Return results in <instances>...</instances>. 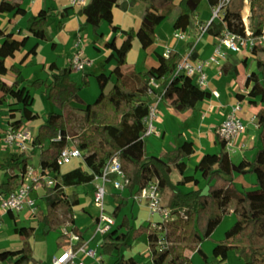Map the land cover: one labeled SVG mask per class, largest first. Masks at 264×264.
<instances>
[{"label":"trees","instance_id":"1","mask_svg":"<svg viewBox=\"0 0 264 264\" xmlns=\"http://www.w3.org/2000/svg\"><path fill=\"white\" fill-rule=\"evenodd\" d=\"M202 0H88L81 5L77 12L84 16L85 22L92 26L97 41H102L100 30L104 21L112 22L113 8L128 9L136 3H142L144 9L141 24L138 28L124 30L122 41L117 44L116 38L104 41L103 45L110 50L106 56L109 61L114 58L115 65L109 73L100 72L96 75L99 93L95 100L87 104L80 95V90L89 85V74L84 73L78 82L72 77V68L60 66L55 61L48 64L49 77L36 78L26 89L24 103L18 107L9 108L10 125L14 129L22 127L27 120L35 116L31 109L33 101L31 88L42 87L47 99L58 110L45 113L42 123L33 133V150L39 151V166L54 173L60 184L58 186L44 185V201L46 211L40 209L36 213L37 224L42 223V233L46 235L52 230L51 225L56 217L57 208L69 198L71 205L69 212L74 213L73 207L78 205L80 198L75 190L65 194L64 187H79L95 180L101 175L107 161L118 156L126 176L129 178L128 195L112 191L116 206L113 213L118 215L123 207L124 213L120 222L103 234L100 253L111 255L116 252L114 264H142L133 255L123 249L127 237L134 230V235L147 232L149 255L152 264H193L191 254L201 243L212 238L217 226L222 222L227 207L233 203L235 219L225 230L224 236L218 242L224 247L220 252L221 259L226 257L227 251L232 249L242 258L240 264H264V46L252 48L256 69L246 74L243 85L249 88L250 104L260 106L255 111L257 126L260 130L261 144L250 159L243 157L233 160L226 148V141L218 136L216 158L212 160L208 154L194 165V172H199L205 180L204 186L184 189L183 186L192 183L197 185L199 178L195 173L183 174L186 168L185 158L194 151V143L184 140L171 150L163 151L160 158L147 154L145 134V118L149 113L154 96H161L170 100L177 110L184 111L194 108L197 102L211 96V91L199 86L194 78L177 72V64L181 54L179 51L169 56L157 54L158 64L146 70L125 67L127 54L132 48L134 39H138L142 49H147L154 43L156 28L162 21L169 22L174 30L185 31L191 23V17L196 15V9ZM210 7H214L219 0H207ZM19 6L18 2H0V11L12 12ZM244 0H229L224 12L218 17L206 22V32L217 36L224 28L245 34V23L242 18ZM68 14V7L59 13L52 8H42L36 14L27 18L26 28L32 35L49 41L51 46L55 42L48 31L47 23L53 16L61 19ZM59 25V22L57 23ZM251 25L254 34L264 31V0H252ZM117 30V26H114ZM0 42V106L4 105L8 96L14 94L18 78L21 76L20 67L12 64L9 67L15 75V80L4 76V61L13 57L26 41L19 40L11 31H6ZM190 47L193 41L188 42ZM29 52L22 55V64ZM195 55V52L194 54ZM220 71L224 74H239L240 67L226 59L221 63ZM152 78H162L154 87ZM23 81V78L21 79ZM110 87L107 89V86ZM152 88L154 96L148 93ZM257 98V99H256ZM75 102L76 107L83 108L84 126L80 135L81 144L87 149L81 163L62 172L57 158L60 151L67 145V141H55L54 137L60 129H66L75 134L72 123V108L69 103ZM8 104V106L12 105ZM30 164V156L23 151L9 152L0 161V176L4 175L5 182L0 181V197L7 195L13 188V183L19 173H23ZM254 174L255 180L250 188L238 189L234 185L235 174ZM153 179L163 181L161 190L169 189L166 202L175 218L167 221L159 220L155 226L147 221L135 227L131 218L134 196ZM108 188H111L110 186ZM10 217L14 214L10 212ZM35 225L17 227L25 239L20 248L13 250L8 256L11 264H42V260L34 256L32 244L29 240L35 231ZM79 235V241L73 245L77 252L85 240L83 233L73 228ZM162 234V242L159 236ZM63 243L60 244L62 246Z\"/></svg>","mask_w":264,"mask_h":264},{"label":"crops","instance_id":"2","mask_svg":"<svg viewBox=\"0 0 264 264\" xmlns=\"http://www.w3.org/2000/svg\"><path fill=\"white\" fill-rule=\"evenodd\" d=\"M1 1L2 0H0V2ZM5 1L18 2L19 6L14 11L9 13L0 11V13H3V27H0V33L3 35L6 31H11L14 33V36L17 39L23 40L25 37L27 39L22 43L21 48L18 51H16L14 57H7L5 59L4 69H3L4 76L9 79H12L13 75H10L8 73L9 67L12 64H16L20 67L21 75L23 74V72H25V70L30 72L29 75L30 79L36 75L37 77H41L42 75L43 78L49 77L50 75V71L48 70L49 63L55 61L60 66H68L70 63L71 56L74 54V52L78 50L79 52H81L82 58L85 60V66L81 70L72 69L71 74L73 79H75L78 82L81 80V77L84 73L89 74L88 77L89 85L80 90V95L87 102H89V100L93 97L94 92L98 90V86L93 75H97L100 72L109 73L110 70L115 65L114 58L109 61L106 60V56L109 54L110 50L104 47L103 42L111 39L112 37H115L116 43L119 44L124 37V30L139 27V25L141 24V16L144 9V5L142 3H136L134 6H131L128 9H121L118 6H115L113 8L112 22L104 21L102 23L100 30L103 33V39L102 41L101 40L97 41L96 40L97 37L93 31L92 26L87 24L85 22L84 16L77 12L78 8L81 5H74L71 0H5ZM87 1L88 0H84L83 4H85ZM65 7H68V14L66 17L61 19L58 15H56L53 16V18L51 17L47 23L48 31L55 42L54 47L51 46V43L49 41L39 39L33 36L31 31L26 28L27 18L30 15L36 14L40 9L52 8L53 12L56 14L62 11ZM195 18L196 20L194 23V27L197 30V32L200 31L201 25L205 24L210 20L209 17H202L198 14L195 15ZM51 19L53 22H50ZM58 22L59 25H57ZM114 26H117V30H114ZM155 32H156L155 41L147 49H142L138 39L133 40L132 48L127 54V64L125 65V67H130V68L134 67L138 70H142V69L146 70L149 67L156 66L158 64L157 54L164 55V52L167 49H169L172 53L177 51V49L172 47V45H170V43H168L167 41L168 35L174 36L173 35L174 28L169 22L162 21L157 26ZM190 33L191 32L189 31L187 32L188 34L187 37L190 36ZM204 33L207 32L205 31ZM209 36L212 38V42L210 43V47L208 51L204 49H200L198 47L197 40L201 37L200 34L196 40L193 39L192 37H188V41L194 42V52H195L194 57L206 58L211 54L214 36L211 35ZM2 39L3 37L0 36V42L2 41ZM93 46L97 47L98 49L96 50ZM26 52H29L28 56L26 60L22 64H20L19 60L22 57V55ZM187 52L180 54L183 55L186 54ZM226 59L230 60L232 63H236L232 61V59L229 56H227V54L224 60ZM250 70L253 69H247L244 72L243 76L241 75V77L238 78L241 70L237 75L224 74L220 71V64L211 62L206 66V72L208 75V84L206 89L211 91V96L197 102L194 108L186 109L184 111L177 110L175 107H173L169 99H166L159 95L154 96L152 99V103L155 104V114L151 118L154 131L152 134L146 135L147 139H145V142H146L147 154L156 158H160L161 153L163 151H168L173 149L174 147L179 145L182 141L184 140L193 141L195 151L189 157L185 158L187 165L185 170L183 171V174L195 173L193 169L194 165L202 157V155L208 154L212 160L216 158L218 151V145L215 143V139L217 137L216 127L225 120L231 109L238 104L239 109L237 110V112L241 116L245 124V130L237 138V144L239 146V144L244 143L245 147L242 149L237 147L235 152H231L227 147L226 148L229 151L230 156L235 161H238L243 157H246L248 159L252 158L254 156L256 149L260 146L261 140L260 137L259 139H256L257 135L255 132L250 133L249 131V127L252 125L255 128L254 130H256L257 132L259 130L256 123L255 111L260 106V102H257V104L255 105L249 103V99L252 98V96L249 94V88L243 85V81L246 77V74L250 72ZM228 75H234L235 78L234 79L228 78L227 77ZM29 78L24 76L23 82L17 84L14 94L9 95L7 102L4 105L0 106V119L9 118V108L18 107L24 103L26 98V89L29 87L28 85L30 83ZM161 79L162 78H158L155 80V82L159 83ZM19 84H22V89L20 90L21 92L17 93V91L19 90L18 88ZM109 87L110 85L107 86V89ZM23 92H25V95H23ZM31 93H32L33 101L30 107L35 117L31 120L25 121L22 126L29 129L33 134L37 129V127L42 123L45 117V113L38 114L36 112V109L34 107L35 94H33L32 91ZM11 103L13 104L8 106V104ZM69 105L70 107L77 106L75 102H70ZM1 146L2 143L0 140V148ZM7 148L8 147L5 146L4 157L9 153L7 151ZM2 159L3 158H0V161H2ZM190 169H192V171ZM62 172H64L63 169ZM20 174L21 172L19 173L18 178H16V180L14 181L13 187L14 185H16V183H18ZM248 175L250 180L249 182H254L255 179L250 176L251 173H248ZM195 176L199 178V183L197 185L188 183L183 186L184 189H191L194 187L204 186L205 180L201 177L200 173L196 172ZM235 178H236V174H235ZM94 183L95 181L91 183H87L82 186V188L88 186L92 187L91 198L93 196ZM160 183H161V187H163L164 183L162 180H160ZM65 188H69V187H65ZM78 188L79 187L74 188L77 193L79 190ZM112 191L113 192L118 191L123 195H128V186L122 191L112 188L110 192H108L107 189V195L109 196V200L111 202L109 207L114 209L117 203H115L113 200V196L111 194ZM161 193L163 200L167 202L169 191L166 198L164 197L162 190ZM32 195L35 197L36 203L38 205L37 212L40 209L46 211L44 195L38 197L37 191L32 192ZM78 195L80 198L79 193ZM137 200L138 199L134 197L133 211L135 213V216H138L135 211L136 206L138 205ZM142 204L143 206H146V201L144 199ZM82 205L83 203L81 202L80 199L79 204L73 207V211H75V214H74V222H72L74 223L72 224V228H77L80 232L83 233V238L85 240V243L88 244V248H90L93 235L91 237L88 236L86 234L85 227H82L77 223V218L79 215L78 209L80 210L81 209L80 207H82ZM85 210L87 212L89 211L88 208H85ZM122 210H124L123 211L124 214L128 211V208L123 207L120 210L119 214L122 212ZM10 212L12 211H8L0 214V225L4 223L6 219H13V220L15 219L16 221H20L21 223L13 226V232L12 234H10L8 245L5 248L6 252L3 254V256H1L2 258L0 260V264L3 263L11 264L7 260L9 254L13 250L20 248L21 245L23 244L25 237L20 231L16 230L17 227L35 225L37 228V222H34V220H36L37 212L34 213L35 219L33 217L32 220H31L32 216L28 208L24 209L19 213L12 212L14 214L13 218L10 217ZM88 213H90V211ZM90 214L89 216H91ZM225 219L227 220V223L226 225L223 224L224 225L223 231H219V233H217L219 228H216L212 234L213 240L216 241L217 243H219L218 241L223 238L224 231L233 223L235 219L234 212L233 214L226 213L224 220ZM97 223L95 222V224ZM115 223H116V219H115ZM35 233H36V229L29 238L32 247H33L32 238ZM59 236H60L59 232L51 230L46 235L39 237L41 241V246L43 244V247L41 249H43L44 252L47 251L46 254L47 261L50 263L52 262V257L54 255L60 254L67 247L68 242L65 236H63L62 240H59L58 238ZM43 241H46L47 243ZM61 243H63L62 246H60ZM217 243L216 245L218 248L220 247V245H222L221 247L222 250L224 245L222 243L219 244ZM2 244H3V238L0 236V247L3 246ZM146 248L147 250L146 252H144L143 256L148 258L149 256L148 240L146 242ZM33 251H34V256L36 258L41 259L42 264H45V260H44L45 257H43V255H37L35 253L34 248ZM197 251L200 252L205 259L208 258L207 252L202 248V243L200 247L197 249ZM80 254L81 256L79 257ZM128 254L133 255L135 258L140 260L142 252H139V250L137 249V252H130ZM86 255L87 254L85 252L83 253V251H78L72 259L73 263L79 264L80 261H83L82 262L83 264H114L117 256L116 252H114L111 255L100 256L96 261H92V260H87L88 255L87 256ZM147 260L150 263V260L149 259ZM71 262L69 261L67 264H71Z\"/></svg>","mask_w":264,"mask_h":264},{"label":"built area","instance_id":"3","mask_svg":"<svg viewBox=\"0 0 264 264\" xmlns=\"http://www.w3.org/2000/svg\"><path fill=\"white\" fill-rule=\"evenodd\" d=\"M74 5H82L84 0H71ZM229 0H219V3L211 8V19L218 18L223 12L225 5ZM243 18V16H242ZM209 20V21H210ZM244 20V19H243ZM208 21V22H209ZM245 34H239L224 28L219 35L214 36L212 44V52L206 58L194 57V46L190 47L186 54L181 55L180 60L177 64V72L190 75L194 78L196 83L201 87H207L208 75L206 72V66L211 62L220 64L226 57L227 52H238L241 50H251L252 48H260L264 46V31L259 34H254V30L251 26L246 24L245 20ZM206 31V24L200 26L198 36ZM183 31L174 30L173 35L176 38L183 37L184 34L180 33ZM172 52L167 49L164 52V56H169ZM71 68L74 70H81L85 66V60L82 58L81 52L78 50L70 58ZM156 78H152L151 84L156 87L159 83L155 82ZM148 93L154 96L152 88H149ZM239 105H235L225 120L216 127V134L220 139L226 141V147L231 151L235 152L237 147L244 148L245 144H237V138L245 130V124L238 114L237 110ZM155 114V104L151 103L148 115L145 118L146 130L144 131L145 136L153 133L152 117ZM72 137L69 133L59 130L54 137L55 141H67V145L60 151L57 163L62 166L71 163V161L80 157L81 150L71 144ZM4 141L7 146H16L19 151L26 152L33 148V134L25 128L20 127L14 129L11 126L7 129L4 135ZM54 173L47 169H42L40 166L36 168L34 165L29 164L26 170L20 174L18 183L14 185L12 190L5 196L0 197V214L8 211L19 213L24 209L28 208L31 214H34L38 210L35 197L32 192L37 190L39 187L55 186V179L52 176ZM41 180L43 183H41ZM95 183L93 188V202L100 208L98 216V223L96 226L97 232L102 234L108 232L111 227L115 224V218L112 214L104 210V202L107 195V189L110 186L116 190L122 191L129 185V178L126 176L121 162L118 156L110 158L101 175L95 177ZM136 199L143 198L146 201L148 209V221L151 222L152 226L156 225L159 220L167 221L175 218L174 212L167 207L166 202L163 200L161 193V183L159 179H153L144 186L140 193L134 196ZM67 240V247L58 255L52 257V264H67L71 262L73 257L78 251L85 252L88 256L95 257L97 252L96 249L85 247L84 245L77 251L74 252L73 245L79 241V235L72 228L65 229L61 233ZM162 234L159 236V242H162ZM71 264H74L73 261ZM83 264V263H80Z\"/></svg>","mask_w":264,"mask_h":264},{"label":"rangeland","instance_id":"4","mask_svg":"<svg viewBox=\"0 0 264 264\" xmlns=\"http://www.w3.org/2000/svg\"><path fill=\"white\" fill-rule=\"evenodd\" d=\"M251 3H252V0H244V6L242 9V16H243V19L245 20L246 24H248V26L252 27V25H251ZM210 8H212V7H210L208 1L202 0L196 9V14H198L202 17L211 18L212 12H211ZM245 10H247V12H245ZM245 13H247L246 16H245ZM195 20H196L195 16H192L191 17V23H190L189 27L187 28V30L180 32V33L184 34L183 37L176 38V37L170 36V35H168L169 37L167 36L168 43H170V45H172V47L177 49V51H179L180 53H185L189 50L190 46L188 44V42H189L188 37H192L195 40L198 37L197 33H199V32H197V30L194 27ZM50 22H53L52 19L50 20ZM0 27H3V13H0ZM188 31L191 33H190V36L187 37ZM197 41H198V47L200 49H204V50L208 51L209 47H210V43L212 42V38L207 33H204L201 35V37ZM93 47L96 50L98 49L95 46H93ZM227 56H229L232 59V61L239 64L241 72H240L238 78L241 77V75L243 76L244 72L247 69H253V70L256 69L255 57L251 53L250 50H241L238 52H228ZM244 63H245V65H244ZM8 73L10 75H13V78L10 80H15V75L11 71H8ZM29 75H30V72L25 70V72H23V74L18 78L19 81L17 82V84L23 82L21 79L24 78V76L29 78ZM93 76H94L95 81L97 83L98 90L96 92H94L93 97L89 100V102L86 101L87 104L92 103L99 93V85H98V82L96 79V75H93ZM227 77L231 78V79L235 78L234 75H228ZM36 78H43V76L41 75V77H37V75H36L31 79L29 78V81L32 82ZM24 81H26V80H24ZM18 88H19V90L17 91V93L21 92L20 90L22 89V84H19ZM31 91L33 92V94H35L34 107H35L36 112L38 114L46 113L49 110H58V108L52 102H50L47 99L46 94L44 93L42 87L33 86L31 88ZM95 94H96V96H95ZM23 95H25V92H23ZM71 108L73 110L72 114H71V123H72L75 134H71L66 129H61V130L70 134V136L72 137L71 144L74 146H77L81 150L82 155L80 157L74 158L71 161V163H68V164H65L64 166H62L61 170L63 169V171H66L70 168H73V167L79 165L81 163V161L83 160V156L87 153V149L81 144V138H80V135L82 133V129L84 126V118H83V110L84 109L79 108V107H75V106H73ZM10 126L11 125H10L9 118H1L0 119V140L2 143V146L0 148V158H4V155H5V146H7V145L4 141V135ZM22 127H24V126H22ZM254 129L255 128L253 127V125L249 127L250 133L255 132L257 135L256 139H259L260 130H258V132H257ZM145 139H147V136H145ZM7 147H8L7 148L8 152H19V149L16 146H11V147L7 146ZM25 153L30 156V162H31L30 164L33 163L35 165V167H38L39 151L29 149ZM190 170L192 171V169H190ZM52 176L54 177V174ZM250 176L255 179L254 174H251ZM54 179H55V186L60 187V184L57 181V179L55 177H54ZM5 180H6V178L4 175L0 176V181L5 182ZM249 181L250 180H249L248 174L236 173L234 185L238 189L250 188L252 186L251 185L252 182H249ZM41 183H43L42 180H41ZM78 189H79L78 193L80 194V199H81V202L83 203V205H82V207H80L81 208L80 210L78 209L79 215L77 218V223H78V225L85 227V231H86V234L88 236L91 237L93 235L92 236L93 239H92L90 248L96 249L97 254L95 257H91V256H87V255L86 256H87V260L96 261L100 256H106V255H102L100 253L101 243L103 240V234L100 233L99 231L97 232V230H96L97 224H95V222L97 223V220H98L100 208L95 206L93 199L91 198V195H92V187L91 186L83 187V188H82V186H79ZM111 189L112 188H108V192H110ZM72 190H75V189L73 187H69V188L64 187L63 188V191L65 192V194H70V192ZM35 191H37L38 197L43 196L44 192H45L43 187H39ZM162 191H163L164 197L166 198L169 190L166 189V190H162ZM64 200H65L64 203L62 205H60V207L57 208V213H56L57 215L54 219L53 224L51 225L52 230L59 232V234H60V236L58 237L59 240L63 239L64 235L61 234L62 231L65 229L72 228V224H74L72 222H74L75 211L73 214H71L69 212V209H68L69 206L71 205L70 199L66 198ZM137 201H138L137 202L138 205L136 206L135 211H136V214L138 216H136V218H134V217L131 218V223H134L135 227L139 226L140 224L146 223L148 221V215H149L147 207L143 206V204H142L143 198H139ZM110 204H111V202L109 200V196L106 195L105 202H104V210L106 212L114 215V217L116 219V223H115V226H116L120 222V219L123 215L124 210H122V212L117 216L113 213V209L109 207ZM85 208H88V210L90 211L91 214L88 213L89 211L87 212L85 210ZM227 213L233 214V203H230L229 206L227 207ZM89 214L91 216H89ZM31 216H32L31 217V220H32L34 217V214H31ZM34 219H35V217H34ZM34 222H36V220H34ZM19 223H21V222L16 221L15 219L14 220L13 219H6L5 222L0 225V236L3 238V244H2L3 246L0 247V260L2 258L1 256H3V254L6 252L5 248L8 245L10 234H12V232H13V226L17 225ZM226 223H227V220L225 219L223 222H221L217 226V228H219L217 233H219V231H223V226L226 225ZM26 224H27V222H26ZM220 225H221V227H220ZM42 228H43L42 223L37 224L36 233L34 234V236L32 238L33 248L35 249V253L37 255H43V257H45L44 258L45 264H52V262L50 263L47 261V256H46L47 251L44 252V250L41 249L43 247V244L41 246V241H40L39 237L44 235L42 233ZM43 242L47 243L46 241H43ZM146 242H147V232H143L141 234L134 235V230L131 229V231L127 237V240H126V244L124 245L123 249L126 251V253L137 252V249H138L139 252H142L141 259H140L142 264H152L150 255L148 256V258L143 256L144 252H146V250H147ZM48 243H49V240H48ZM216 243L217 242L213 240V237L210 239L204 240L202 242V248L207 252L208 258L205 259L200 252L195 250L191 254L193 264H240L243 261L241 256L239 254H237V252L235 250H232V249L228 250L226 257L221 259L220 250H221L222 245H220V247L218 248ZM217 244H219V243H217ZM84 246L88 247V244L85 243ZM80 256H81V254L79 255V257ZM147 259L150 260V263L148 262ZM82 262L83 261H80V263H82ZM3 264H7V263H3Z\"/></svg>","mask_w":264,"mask_h":264},{"label":"bare ground","instance_id":"5","mask_svg":"<svg viewBox=\"0 0 264 264\" xmlns=\"http://www.w3.org/2000/svg\"><path fill=\"white\" fill-rule=\"evenodd\" d=\"M245 12H247V10H245ZM247 15V13H245V16Z\"/></svg>","mask_w":264,"mask_h":264}]
</instances>
